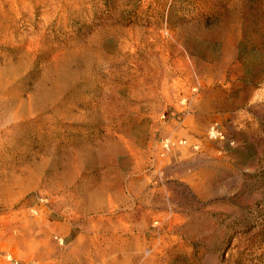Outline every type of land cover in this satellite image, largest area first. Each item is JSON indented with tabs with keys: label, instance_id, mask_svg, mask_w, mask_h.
<instances>
[{
	"label": "rangeland",
	"instance_id": "374dc122",
	"mask_svg": "<svg viewBox=\"0 0 264 264\" xmlns=\"http://www.w3.org/2000/svg\"><path fill=\"white\" fill-rule=\"evenodd\" d=\"M0 264H264V0H0Z\"/></svg>",
	"mask_w": 264,
	"mask_h": 264
},
{
	"label": "built area",
	"instance_id": "2783aa9c",
	"mask_svg": "<svg viewBox=\"0 0 264 264\" xmlns=\"http://www.w3.org/2000/svg\"><path fill=\"white\" fill-rule=\"evenodd\" d=\"M9 259H11V257H9Z\"/></svg>",
	"mask_w": 264,
	"mask_h": 264
}]
</instances>
